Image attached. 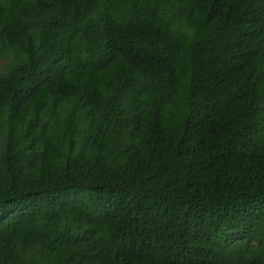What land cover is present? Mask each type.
<instances>
[{
    "label": "trees",
    "instance_id": "trees-1",
    "mask_svg": "<svg viewBox=\"0 0 264 264\" xmlns=\"http://www.w3.org/2000/svg\"><path fill=\"white\" fill-rule=\"evenodd\" d=\"M0 264H264V0H0Z\"/></svg>",
    "mask_w": 264,
    "mask_h": 264
}]
</instances>
